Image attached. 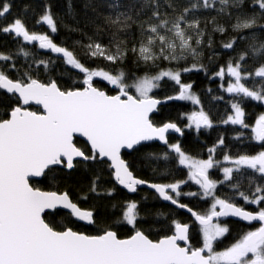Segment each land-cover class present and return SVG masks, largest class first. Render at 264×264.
<instances>
[{"label":"snow or ice","instance_id":"1","mask_svg":"<svg viewBox=\"0 0 264 264\" xmlns=\"http://www.w3.org/2000/svg\"><path fill=\"white\" fill-rule=\"evenodd\" d=\"M56 7L0 0V264H264V0Z\"/></svg>","mask_w":264,"mask_h":264},{"label":"trees","instance_id":"2","mask_svg":"<svg viewBox=\"0 0 264 264\" xmlns=\"http://www.w3.org/2000/svg\"><path fill=\"white\" fill-rule=\"evenodd\" d=\"M16 2L17 3H23V0H16ZM55 3L57 5L56 12H57V16L59 19V18L64 16V12H65L66 6H67V0H55ZM73 3L75 6V10L79 13L81 11V0H73ZM64 19H65V22H69V23L71 22L66 17ZM62 35H64L63 28H61V36ZM56 39L59 40L60 37H56ZM192 79L196 81L195 90L198 92L201 89H207L208 87H212V88L217 87L216 84H210L207 80H205L203 77V74H200L198 76H193ZM168 92L169 93L171 92L170 88L168 89ZM192 110H194V109L190 103L185 104V102H173V107L169 111H170L171 116L175 117L177 114V111L186 113V112H189ZM217 111L219 112V115H216ZM223 115H224V107H223V104H221V105H218L217 109L214 110V116L217 120H219L220 117ZM184 123H186V121ZM181 126H183V125H181ZM224 131L225 130L223 127L215 128L214 130H212L210 132H206L203 136H200L199 140H198L194 131H189V130L185 129L184 135L179 136L177 138L183 144L185 149H187L192 154H196V153L200 152L202 148H204L205 149V157L204 158H206V146H210L211 143L217 137V135L221 132H224ZM204 141H207L206 145L203 143ZM78 142H81V141L78 140ZM75 179L76 178L73 177V180H75ZM185 190H188V189H185ZM192 190H195L194 186H193ZM143 195H144V192H140L139 194H134L133 198L138 199L139 196H143ZM177 218L178 219H184L185 217L180 216ZM232 227H233L234 232L239 230V225H237V224H233Z\"/></svg>","mask_w":264,"mask_h":264},{"label":"water","instance_id":"3","mask_svg":"<svg viewBox=\"0 0 264 264\" xmlns=\"http://www.w3.org/2000/svg\"><path fill=\"white\" fill-rule=\"evenodd\" d=\"M33 107H35V105H33ZM173 135L176 136V137H179L180 136L179 134H173ZM78 140L82 142L83 141V138L82 137L81 138H78ZM229 219H234V218H229Z\"/></svg>","mask_w":264,"mask_h":264}]
</instances>
